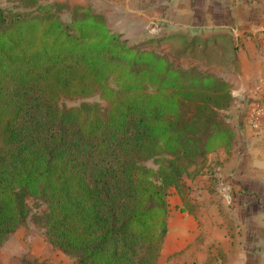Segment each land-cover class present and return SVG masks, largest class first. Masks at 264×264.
I'll list each match as a JSON object with an SVG mask.
<instances>
[{
  "label": "trees",
  "instance_id": "obj_1",
  "mask_svg": "<svg viewBox=\"0 0 264 264\" xmlns=\"http://www.w3.org/2000/svg\"><path fill=\"white\" fill-rule=\"evenodd\" d=\"M19 1L0 7V246L26 224L31 197L48 243L74 264H156L169 190L231 142L219 116L229 86L128 44L87 9L64 21L58 2ZM146 42L186 53L215 41L175 32ZM93 93L104 110L59 104Z\"/></svg>",
  "mask_w": 264,
  "mask_h": 264
},
{
  "label": "crops",
  "instance_id": "obj_2",
  "mask_svg": "<svg viewBox=\"0 0 264 264\" xmlns=\"http://www.w3.org/2000/svg\"><path fill=\"white\" fill-rule=\"evenodd\" d=\"M52 1L100 15L107 28L128 40L175 32L214 39L209 46L221 53V77L239 112L215 167L221 196L206 195L205 208L195 215L169 211L156 264H264V132L254 133L244 112L259 92L263 61L255 36L264 34V0ZM178 197L169 202L176 205Z\"/></svg>",
  "mask_w": 264,
  "mask_h": 264
},
{
  "label": "rangeland",
  "instance_id": "obj_3",
  "mask_svg": "<svg viewBox=\"0 0 264 264\" xmlns=\"http://www.w3.org/2000/svg\"><path fill=\"white\" fill-rule=\"evenodd\" d=\"M38 1L40 3L49 4L56 2L52 0ZM23 3L19 0H0V7L18 10L17 8H21ZM60 4H62V8L59 11V16L62 20L67 21L72 15L73 9L77 7L65 2H61ZM16 5L20 7L14 9ZM27 6L29 7L30 3H28ZM110 32L112 31L110 30ZM115 34H117L120 39H125L128 44H137L140 48H151L166 54L168 59L175 65L193 68L221 77V53L218 54V51L197 48L195 50L186 51L185 53L176 49L174 50L172 45L166 42L157 45L147 44V42L146 44H141L142 41L128 40L120 33ZM156 35L159 37L162 34L158 33ZM255 41L257 42L256 44L259 45L258 41ZM226 84L228 85L227 82ZM80 102L96 103L103 110L107 107V102L97 93L79 98H62L59 104L67 107L78 105ZM231 103L232 102H230L228 108L219 110V116L230 129L232 125L234 126V124L237 123L235 114H239L238 111L235 112L237 109ZM220 151L221 147H218L207 153L201 163L188 169L187 173L182 176L177 187H173L169 190L167 196L168 213L171 210H179L188 215H195L198 210H203L205 208L208 198L206 195L210 197L211 195L221 196V172L215 169L218 164H221V160L219 159ZM147 165H150V163L147 162ZM175 194L179 196V202L176 205H174L172 201V203L169 202L171 196ZM26 202L31 210L30 216L25 225L17 227L1 244L0 264H74L72 257L48 243L43 233V228L40 224L35 222V219L43 209L42 205L31 197H28ZM195 223L198 225L201 224L199 220H196L194 224Z\"/></svg>",
  "mask_w": 264,
  "mask_h": 264
},
{
  "label": "built area",
  "instance_id": "obj_4",
  "mask_svg": "<svg viewBox=\"0 0 264 264\" xmlns=\"http://www.w3.org/2000/svg\"><path fill=\"white\" fill-rule=\"evenodd\" d=\"M255 40L258 41L260 54L263 61L262 74L258 76L256 82L259 92L252 96L250 102L245 107V119L254 133L264 132V34H257Z\"/></svg>",
  "mask_w": 264,
  "mask_h": 264
}]
</instances>
